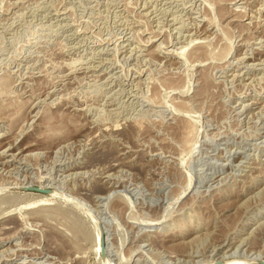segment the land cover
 Returning <instances> with one entry per match:
<instances>
[{"label": "rangeland", "instance_id": "obj_1", "mask_svg": "<svg viewBox=\"0 0 264 264\" xmlns=\"http://www.w3.org/2000/svg\"><path fill=\"white\" fill-rule=\"evenodd\" d=\"M50 263L264 264V0H0V264Z\"/></svg>", "mask_w": 264, "mask_h": 264}, {"label": "bare ground", "instance_id": "obj_2", "mask_svg": "<svg viewBox=\"0 0 264 264\" xmlns=\"http://www.w3.org/2000/svg\"><path fill=\"white\" fill-rule=\"evenodd\" d=\"M197 3V2H196ZM203 39V38H202ZM181 52H183V53H181ZM181 52H179V55L178 56H176L178 59L181 57L180 55H182V54H184V51H181ZM183 56V55H182ZM235 76V75H234ZM249 115V114H248ZM194 129V128H193ZM189 130V129H188ZM192 137V136H191ZM192 140V139H191ZM189 144V143H188ZM5 145V144H4ZM5 149V148H4ZM50 179V178H49ZM50 182V181H49ZM17 183V182H16ZM19 183V182H18ZM21 183V182H20ZM38 183V182H37ZM41 183V182H40ZM22 184V183H21ZM28 184H30V183H28ZM44 184V183H43ZM43 184H40L41 186L43 185ZM17 185V184H16ZM20 185V184H19ZM37 185V184H36ZM48 185H50V184H48ZM22 186V185H21ZM51 186V185H50ZM189 186V185H188ZM42 189H44V188H42ZM46 189V188H45ZM57 192V191H56ZM56 192H52V194L51 195H49V196H54V193H56ZM59 193V192H58ZM25 194V193H24ZM23 194V195H24ZM61 194V193H60ZM59 194V195H60ZM182 194V193H181ZM56 195H57V193H56ZM40 197V196H39ZM42 197V196H41ZM59 197V196H58ZM62 197V196H61ZM60 197V198H61ZM181 197V196H180ZM53 198V197H52ZM52 198H50V197H47V196H44L43 195V198H41V199H44V203H45V201H47V200H49V199H52ZM98 198V197H97ZM102 198V197H101ZM102 200V199H101ZM100 201V200H99ZM41 203H42V201H41ZM46 205V204H45ZM104 217H106V216H104ZM104 219V218H103ZM92 220L90 219V222H91ZM150 221V220H149ZM160 221V220H159ZM158 221V222H159ZM93 222V221H92ZM91 222V223H92ZM158 222L156 221L155 223H152V225H158ZM92 225H94V227H95V229L97 228V225H96V223L95 222H93L92 223ZM91 227H93V226H91ZM105 229H106V227H104ZM94 229V230H95ZM109 230V229H108ZM92 232H93V229H92ZM108 232V231H107ZM96 234H95V236H96V238H94L93 236V238L94 239H96V243H98L99 245H100V231L99 230H97V232H95ZM109 233V232H108ZM98 236V237H97ZM107 236V235H106ZM108 238V237H107ZM107 241L108 240H106V244H107ZM93 242H95V240L93 241ZM95 243V244H96ZM96 246V245H95ZM106 251V250H105ZM136 261V260H135ZM253 261V260H252ZM51 264V263H50Z\"/></svg>", "mask_w": 264, "mask_h": 264}, {"label": "water", "instance_id": "obj_3", "mask_svg": "<svg viewBox=\"0 0 264 264\" xmlns=\"http://www.w3.org/2000/svg\"><path fill=\"white\" fill-rule=\"evenodd\" d=\"M32 191L38 192V193H42V194H46V195H50L52 194V191L50 190H46V189H42V188H30ZM100 251H101V256L104 259L105 257V242L103 237H101L100 240Z\"/></svg>", "mask_w": 264, "mask_h": 264}]
</instances>
